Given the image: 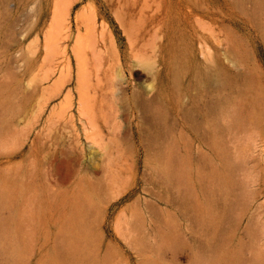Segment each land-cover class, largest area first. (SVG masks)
<instances>
[{
  "label": "rangeland",
  "instance_id": "rangeland-1",
  "mask_svg": "<svg viewBox=\"0 0 264 264\" xmlns=\"http://www.w3.org/2000/svg\"><path fill=\"white\" fill-rule=\"evenodd\" d=\"M0 264H264V0H0Z\"/></svg>",
  "mask_w": 264,
  "mask_h": 264
}]
</instances>
